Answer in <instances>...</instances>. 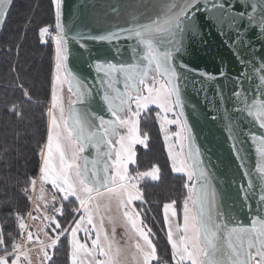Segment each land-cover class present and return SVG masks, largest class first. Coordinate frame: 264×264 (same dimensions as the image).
Masks as SVG:
<instances>
[{
    "label": "snow or ice",
    "instance_id": "obj_1",
    "mask_svg": "<svg viewBox=\"0 0 264 264\" xmlns=\"http://www.w3.org/2000/svg\"><path fill=\"white\" fill-rule=\"evenodd\" d=\"M208 2L155 0L145 6L143 18L134 15L129 26L79 39V34L72 36L77 43L84 38L115 42L116 53L121 52L119 42H127L129 58L95 59L89 65L95 77L89 82L68 67L71 29L62 22L61 0H53L54 32L51 26L39 29L41 41L46 43L48 37L55 50L46 140L38 150V172L27 178L22 189L31 207L14 206L5 191V210L13 223H0V264H53L63 241L70 264H160L154 233L145 219L148 201L143 184L162 181V170L156 164L144 171L130 168L137 165V146H149L141 117L152 106L157 109L155 119L171 172L185 179L182 208L178 211L176 200L162 205L171 264H264V215L260 214L264 213V56L257 61L240 51L251 47L248 31L264 36V0L236 4L212 0L210 8ZM11 3L0 0V25ZM205 21L213 22L222 34L225 25L235 32V54L247 69L232 81V107L224 118L246 178L239 191L250 213L247 202L258 194L257 214L248 225L233 223L221 211V195L185 114L181 82L193 71L183 60L185 41L199 36ZM219 74L225 76L224 69ZM17 87L31 99L22 83ZM218 94L223 104L225 97ZM93 102L98 111L90 110ZM6 112L16 120L24 116L14 103ZM241 137L253 146L254 169L241 155ZM89 149H94V156L85 154ZM66 203L72 207L66 210ZM67 216L71 219L62 223ZM118 226L124 229V244L116 239Z\"/></svg>",
    "mask_w": 264,
    "mask_h": 264
},
{
    "label": "water",
    "instance_id": "obj_2",
    "mask_svg": "<svg viewBox=\"0 0 264 264\" xmlns=\"http://www.w3.org/2000/svg\"><path fill=\"white\" fill-rule=\"evenodd\" d=\"M14 0H12L11 7ZM209 0L208 7H211ZM223 2V0H218ZM236 4L237 0H230ZM155 3V0H61L62 22L71 29L68 33L69 60L68 67L80 77L87 78L89 82L94 80V71L89 65L97 58L113 61L129 58L127 42L120 41V53H116L117 44H108L104 41L80 39V43L87 47L82 48L80 43L72 40V36L87 37L89 35L102 34L107 29L116 26L126 27L135 15L143 18L146 15L145 6ZM10 7V9H11ZM242 10V9H241ZM150 11V9H148ZM9 14V13H8ZM8 17V15H7ZM6 22V21H5ZM5 23L0 25V33ZM258 33L259 30L257 29ZM235 32L224 26L221 30L211 21H205L199 36L186 38V51L183 57L185 63L193 70L187 72L188 79L182 81V95L186 100L185 114L192 127V134L197 145L204 153L206 166L213 176V183L221 195V211L227 213L233 223L242 222L250 224V217L257 214V196L252 197L247 203L252 208L251 213L243 206V194L239 189L246 185L241 161L237 160L232 148V141L225 127V111L231 110L229 100L233 88V79L242 71H247L239 62L235 54L236 46L233 44ZM246 40L251 41L248 51L240 49L245 57L255 56L257 61L264 56V36L248 31ZM224 69L225 76H220L219 70ZM200 73L215 76V79L206 80ZM222 92L225 100L220 103ZM99 98L97 97V100ZM90 110L98 111V105L93 102ZM105 115L106 112L100 113ZM215 117V119H213ZM242 144L238 145L246 156L245 163L254 169L255 155L251 142L241 137ZM95 155L94 149H89L87 154ZM90 156V158H91ZM264 215V213H260Z\"/></svg>",
    "mask_w": 264,
    "mask_h": 264
},
{
    "label": "trees",
    "instance_id": "obj_3",
    "mask_svg": "<svg viewBox=\"0 0 264 264\" xmlns=\"http://www.w3.org/2000/svg\"><path fill=\"white\" fill-rule=\"evenodd\" d=\"M54 25L53 0H14L0 33V223H13L5 210V191L14 206L21 210L30 207L22 189L27 178L38 172V150L46 140V111L54 69L53 43L50 39L42 42L39 29L51 26L52 30ZM21 83L29 92L30 100L17 87ZM13 103L23 111L22 120L6 112V107ZM149 112L143 114L145 121L141 122L142 131L149 134V146H137V165L130 168L144 171L156 164L162 170V181L149 180L143 184L148 201L145 219L156 238L158 255L168 256L171 249L164 234L162 205L176 200L178 211L182 208L185 179L182 174L171 172L159 122ZM71 206L66 203V210ZM65 219L70 220L71 216ZM53 264H70L66 241L57 246ZM160 264H171V258L160 259Z\"/></svg>",
    "mask_w": 264,
    "mask_h": 264
},
{
    "label": "rangeland",
    "instance_id": "obj_4",
    "mask_svg": "<svg viewBox=\"0 0 264 264\" xmlns=\"http://www.w3.org/2000/svg\"><path fill=\"white\" fill-rule=\"evenodd\" d=\"M50 31H53L54 32V29H52V30H50ZM47 39H49L48 37H45V40L47 41ZM52 43H53V49H54V42L52 41ZM55 51V50H54ZM64 95H65V101H67V98H68V93H67V91L65 90V93H64ZM50 104V103H49ZM50 106V105H49ZM152 110H150V114H152V115H154L155 113L154 112H152V111H155V110H157V109H155L154 108V106H152V108H151ZM143 114L144 113H142V117H141V122L143 121H145L144 120V117H143ZM148 121H150V119L148 118ZM172 131H175V126H172V129H171ZM30 207H31V205H30ZM72 207V206H71ZM180 220L182 221V215H181V217H180ZM64 221H66V219L64 220ZM62 223H63V221H62ZM166 231H167V229H166V226H165V232H164V234H165V238H166V240H167V235H166ZM116 239L121 243V244H124L125 242H126V238L124 237V229L122 228V227H117L116 228ZM155 239L156 238H154L153 237V243H155ZM171 249V248H170ZM157 252H158V250H157ZM159 256V258L160 259H162V260H168L169 258H171V254H168V256H161V255H158ZM130 264H131V262H130ZM154 264H155V262H154Z\"/></svg>",
    "mask_w": 264,
    "mask_h": 264
}]
</instances>
